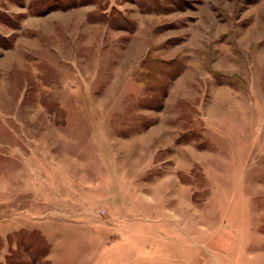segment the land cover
Returning <instances> with one entry per match:
<instances>
[{"label":"rangeland","instance_id":"rangeland-1","mask_svg":"<svg viewBox=\"0 0 264 264\" xmlns=\"http://www.w3.org/2000/svg\"><path fill=\"white\" fill-rule=\"evenodd\" d=\"M0 0V264H264V0Z\"/></svg>","mask_w":264,"mask_h":264},{"label":"trees","instance_id":"trees-1","mask_svg":"<svg viewBox=\"0 0 264 264\" xmlns=\"http://www.w3.org/2000/svg\"><path fill=\"white\" fill-rule=\"evenodd\" d=\"M43 4V2L41 1V0H36L35 2H34V4L33 5H31L33 8H40L39 6H41ZM0 19L1 20H3V21H5L6 22V18H4V16H2V15H0Z\"/></svg>","mask_w":264,"mask_h":264}]
</instances>
